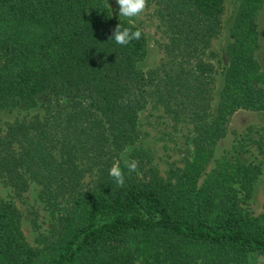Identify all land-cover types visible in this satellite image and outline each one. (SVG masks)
Returning a JSON list of instances; mask_svg holds the SVG:
<instances>
[{"label": "trees", "instance_id": "16d2710c", "mask_svg": "<svg viewBox=\"0 0 264 264\" xmlns=\"http://www.w3.org/2000/svg\"><path fill=\"white\" fill-rule=\"evenodd\" d=\"M163 27L158 65L143 71L144 33L119 45L105 0H0V112L52 101L43 116L0 131V180L20 197L30 184L51 213L31 246L12 200L0 198V264H264V206L247 208L264 164L223 157L206 170L230 117L264 111L256 59L264 0H238L216 92L213 40L224 0H148ZM137 27V26H135ZM135 30V28H133ZM185 127L191 158L165 177L131 150L138 172L109 175L137 139L140 112ZM139 173V174H138Z\"/></svg>", "mask_w": 264, "mask_h": 264}, {"label": "rangeland", "instance_id": "374dc122", "mask_svg": "<svg viewBox=\"0 0 264 264\" xmlns=\"http://www.w3.org/2000/svg\"><path fill=\"white\" fill-rule=\"evenodd\" d=\"M112 14L119 17V6L116 0H105ZM238 0H224L223 27L221 33L213 40V49L216 52V89L217 92L223 82L222 71L227 65L228 56L226 46L230 40L229 29L236 12ZM111 9H110V7ZM128 21L127 18L119 17ZM135 19V26L140 28L146 38L147 52L143 60L138 63V68L147 71L155 68L161 57V44L165 41L163 27L153 13V6L147 4L146 9ZM259 41L255 51L256 59L264 71V4L257 16ZM52 101L40 97L34 107L26 108L16 106L0 112V131L15 119H33L43 116L46 108L52 106ZM264 134V111L241 110L234 113L228 122L224 138L216 144L209 170L217 160L238 158L244 163L262 162L261 154L254 140ZM188 130L185 127H173L172 122L159 109H144L140 112L137 139L129 146L128 151L119 153L131 159L133 148L144 151L150 158V164L156 168L159 175L165 177L168 170L183 167L191 158L188 149ZM41 187L30 184L25 193L14 196L11 187L0 180V198L12 200L21 213V227L26 241L33 247L38 246L40 234L46 233L51 226L50 210L39 197ZM247 208L253 215H259L264 206V164L261 165L258 178L252 183L250 198L246 202ZM257 264H263V259L258 258Z\"/></svg>", "mask_w": 264, "mask_h": 264}, {"label": "clouds", "instance_id": "9594fccd", "mask_svg": "<svg viewBox=\"0 0 264 264\" xmlns=\"http://www.w3.org/2000/svg\"><path fill=\"white\" fill-rule=\"evenodd\" d=\"M116 3L119 6V17L127 18L130 26L123 27L122 24L119 23L114 30L111 41L114 40L119 45H128L132 41H138L142 37L143 33L140 28L135 27L134 18L140 17V15L144 12L147 7L148 0H116ZM133 28H135V30H133ZM127 151L128 149H125V152ZM121 159L123 160L124 167L128 169L129 173L138 172V161L128 160L124 156H121ZM109 175L118 186L123 187L125 185V174L120 166V160L114 161L109 170Z\"/></svg>", "mask_w": 264, "mask_h": 264}]
</instances>
